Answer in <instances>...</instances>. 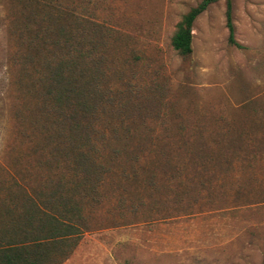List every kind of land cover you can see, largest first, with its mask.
Segmentation results:
<instances>
[{"label":"rangeland","instance_id":"obj_1","mask_svg":"<svg viewBox=\"0 0 264 264\" xmlns=\"http://www.w3.org/2000/svg\"><path fill=\"white\" fill-rule=\"evenodd\" d=\"M56 1L94 43L101 97L85 147L102 164L59 264H264V0H230L238 45L224 0L209 4L187 55L170 36L199 0ZM29 6L0 0V198L11 177L89 184L51 159L65 129L26 88L36 73L19 42L41 22Z\"/></svg>","mask_w":264,"mask_h":264},{"label":"trees","instance_id":"obj_2","mask_svg":"<svg viewBox=\"0 0 264 264\" xmlns=\"http://www.w3.org/2000/svg\"><path fill=\"white\" fill-rule=\"evenodd\" d=\"M19 1L32 3L28 16L41 20L31 28L25 23L29 35L19 42L22 49L19 61L36 73L26 88L34 90L45 111L56 114L59 130L65 129L56 136L60 141L57 140L51 159L56 161L57 156L67 159L70 175L77 177L82 186L84 182L89 184L82 191L78 184H63L61 178L45 186L12 177L2 184L7 195L0 198V264H59L83 229L79 227L83 220L80 199L93 191L90 178L98 179L102 169V164L85 147L89 137L88 116L95 107V97H101L99 74L97 61L85 47L94 43L83 33V23L87 22L84 17L60 6L56 0ZM215 1L199 0L181 15L170 36V45L177 53H190L191 23ZM230 7V0H224L227 40L238 45L233 39Z\"/></svg>","mask_w":264,"mask_h":264}]
</instances>
